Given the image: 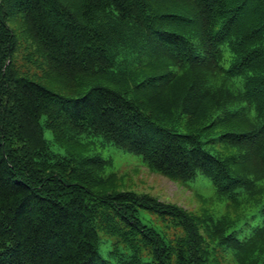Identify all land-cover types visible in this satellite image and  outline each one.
Masks as SVG:
<instances>
[{"label":"trees","instance_id":"trees-1","mask_svg":"<svg viewBox=\"0 0 264 264\" xmlns=\"http://www.w3.org/2000/svg\"><path fill=\"white\" fill-rule=\"evenodd\" d=\"M17 17L85 91L15 68ZM44 128L61 145L100 136L175 181L200 173L261 220L241 233L227 215L117 190L108 159L55 152ZM140 208L182 234L167 240ZM100 232L115 236L110 258ZM217 247L238 264L264 255V0H0V264H206Z\"/></svg>","mask_w":264,"mask_h":264},{"label":"rangeland","instance_id":"rangeland-1","mask_svg":"<svg viewBox=\"0 0 264 264\" xmlns=\"http://www.w3.org/2000/svg\"><path fill=\"white\" fill-rule=\"evenodd\" d=\"M10 26L14 30L17 39V46L12 56V61L20 73L32 75L37 82L62 95L75 96L86 90L85 86H74L70 80L54 73L49 68L39 47L25 32L26 30L20 18L17 17L11 20ZM224 54L226 57L224 64L227 66L229 64V51L227 48ZM98 82L109 85V81L105 78L89 83ZM43 132L50 148L55 152L76 156L98 154L108 159L109 164L104 171L106 174H114L116 184L114 187L117 190L148 193L160 201L177 204L195 215H199L202 212H206L214 218L227 215L231 219H236L235 226L237 229L242 228L241 233H249L252 227L256 226L261 220L258 209L240 208L235 210L229 206L227 199L219 196L211 181L200 173L192 180L185 182L175 181L163 174L150 170L144 164L140 155L123 149L112 142H105L100 136L83 135L79 138L78 143L61 145L53 139L49 129L44 128ZM138 217L142 223L154 228L167 240H173L176 236L182 234V229L179 226H173L168 219H163L156 212L140 208ZM100 236L98 250L103 257L110 258L108 252L115 236L102 232H100ZM206 238L208 237L206 236ZM120 247L123 249L122 246ZM217 248V252L216 249L212 250L210 248L212 253L210 252L206 264H238L231 253H225L219 247ZM213 251L217 254V259L214 257ZM143 255L144 259H149L148 255ZM262 259H264V255H262L258 264H264Z\"/></svg>","mask_w":264,"mask_h":264}]
</instances>
